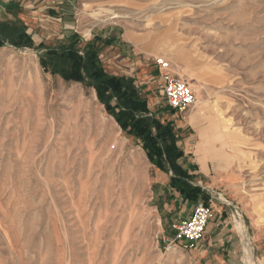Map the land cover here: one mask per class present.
<instances>
[{"label":"rangeland","instance_id":"rangeland-1","mask_svg":"<svg viewBox=\"0 0 264 264\" xmlns=\"http://www.w3.org/2000/svg\"><path fill=\"white\" fill-rule=\"evenodd\" d=\"M8 9L7 38L26 23L34 45L0 47V264H195L189 248L165 250L162 238H173V224L197 203L170 212L141 142L96 89L42 67L38 45L73 32L81 46L112 39L101 52L106 71L133 78L163 122L214 132L240 184L236 201L209 194V204L228 202L222 210L249 243L248 262L264 264V0H43ZM158 57L196 94L183 113L169 111Z\"/></svg>","mask_w":264,"mask_h":264},{"label":"trees","instance_id":"trees-1","mask_svg":"<svg viewBox=\"0 0 264 264\" xmlns=\"http://www.w3.org/2000/svg\"><path fill=\"white\" fill-rule=\"evenodd\" d=\"M14 28L17 33L13 40L6 36L5 29H8L6 23L0 24V47L7 43L28 47L34 45L33 37L26 26L17 24ZM112 43V39L95 37L81 46L80 35L73 32L65 41L57 45L46 46L40 43L37 49L44 70L58 73L66 80L81 82L96 89L106 111L114 117L126 134L134 136L142 143V148L150 162L171 173L169 187L173 194L178 192L183 203L209 204V193L196 184V175L177 164V160L184 153L178 149V137L173 122H163L157 116L164 110H151L142 90L135 85L133 78L106 71L101 52L104 46ZM169 111L172 114L175 112L172 109Z\"/></svg>","mask_w":264,"mask_h":264},{"label":"crops","instance_id":"crops-1","mask_svg":"<svg viewBox=\"0 0 264 264\" xmlns=\"http://www.w3.org/2000/svg\"><path fill=\"white\" fill-rule=\"evenodd\" d=\"M43 0H0V24L10 23L8 8H29L36 9ZM13 21L12 23H16ZM18 23V22H17ZM20 24V23H19ZM24 25V24H22ZM27 24L25 23L24 26ZM28 26V25H27ZM29 28V27H27ZM115 47H112L114 49ZM172 121L178 137L177 146L184 153L177 160V164L184 170L196 175V184L202 186L214 197L219 194L227 196L233 201L237 200V192L240 184V173L235 168V161L224 146L217 147L214 143V132L205 133L200 130L196 132L185 131L190 124H176ZM192 127V126H191ZM142 146V143H141ZM154 167V183H160L166 194L168 205H172L170 212L181 211L183 206L179 193L173 194L169 187L171 173L166 172L156 165ZM173 194V195H172ZM228 202L216 199L212 202L214 215L209 220L204 238L194 247L189 248L195 264H250L247 260L246 239L243 234L230 221L229 212H224L221 204ZM175 231V230H174ZM186 243L182 241L181 244ZM252 243V242H251ZM256 249L253 247L252 256H255Z\"/></svg>","mask_w":264,"mask_h":264},{"label":"built area","instance_id":"built-area-1","mask_svg":"<svg viewBox=\"0 0 264 264\" xmlns=\"http://www.w3.org/2000/svg\"><path fill=\"white\" fill-rule=\"evenodd\" d=\"M162 79L163 96L169 107L183 113L196 103V94L187 80L180 74L170 70L169 61L164 58H156ZM213 215L211 204L198 202L191 216L187 219L175 222L173 238H162L165 250H170L181 244L184 248L194 247L205 235L206 226Z\"/></svg>","mask_w":264,"mask_h":264},{"label":"bare ground","instance_id":"bare-ground-1","mask_svg":"<svg viewBox=\"0 0 264 264\" xmlns=\"http://www.w3.org/2000/svg\"><path fill=\"white\" fill-rule=\"evenodd\" d=\"M248 255H249V252L247 251ZM251 256V255H250Z\"/></svg>","mask_w":264,"mask_h":264}]
</instances>
